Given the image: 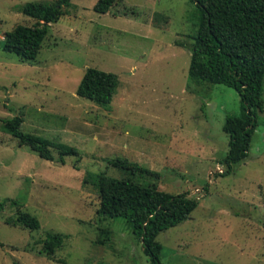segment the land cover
Instances as JSON below:
<instances>
[{
  "label": "rangeland",
  "instance_id": "1",
  "mask_svg": "<svg viewBox=\"0 0 264 264\" xmlns=\"http://www.w3.org/2000/svg\"><path fill=\"white\" fill-rule=\"evenodd\" d=\"M56 1L0 0V120L21 116L23 132L80 158L42 160L0 129V202L22 203L0 211V264H149L123 220L98 214L99 191L88 178L100 173L198 200L187 220L157 235L161 264H264V114L247 158L222 175L223 125L240 115V100L188 73L195 6L116 0L100 15L92 10L97 0H71L34 62L3 51L5 33L35 23L22 13L26 4ZM88 68L118 77L109 112L76 95ZM113 158L158 177L122 172L108 165ZM20 212L40 228L15 225ZM47 233L66 237L53 258L41 253Z\"/></svg>",
  "mask_w": 264,
  "mask_h": 264
},
{
  "label": "trees",
  "instance_id": "2",
  "mask_svg": "<svg viewBox=\"0 0 264 264\" xmlns=\"http://www.w3.org/2000/svg\"><path fill=\"white\" fill-rule=\"evenodd\" d=\"M188 1L195 6L193 18L196 26L189 48L188 73L201 81L233 89L239 95L240 115L227 116L223 125V132L228 138V152L222 161L226 170L221 174L227 175L233 165L247 158L259 117L264 114V0ZM116 2L97 0L92 10L103 15ZM70 4L71 0H57L51 5L26 4L22 13L35 23L32 26L18 25L5 33L3 51L14 54L23 62H34L48 34L49 25L56 23ZM118 85L117 75L88 68L77 86L76 95L109 112ZM22 123L21 116L1 119L0 129L42 160L52 162L54 153L62 165L68 156L79 160L77 150L39 135L25 133L21 130ZM107 163L139 178L158 177L156 172L127 159L113 158ZM88 179L99 191L98 214L123 220L141 241L149 264H161L162 246L156 241L157 235L187 220L198 206V200L189 198L188 194L172 195L160 191L153 182L117 179L105 173ZM7 203L16 208L22 207L17 200L4 199L0 202V211ZM13 223L30 231L40 228L38 219L26 212H20ZM65 239L64 235L47 233L41 241V253L53 258Z\"/></svg>",
  "mask_w": 264,
  "mask_h": 264
}]
</instances>
